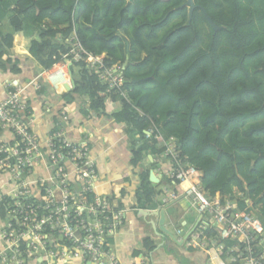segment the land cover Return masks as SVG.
<instances>
[{"label": "trees", "instance_id": "1", "mask_svg": "<svg viewBox=\"0 0 264 264\" xmlns=\"http://www.w3.org/2000/svg\"><path fill=\"white\" fill-rule=\"evenodd\" d=\"M193 1L188 18L186 0H0V69L19 72L13 34L1 29L5 18L13 32L30 24L23 46L42 68L68 53L73 34L87 51L106 52L109 64L128 56L124 96L108 91L81 60L70 66L75 87L63 99L86 97L89 110L129 125L140 142L131 145L134 167L148 150L162 151L161 139L148 145L146 129L173 135L183 160L202 172L205 191L232 195L235 187L264 217V0ZM47 89L43 83V100ZM139 177L137 201L146 208L157 191L148 171ZM238 205L247 207L244 199ZM155 247L145 238L134 255Z\"/></svg>", "mask_w": 264, "mask_h": 264}, {"label": "built area", "instance_id": "2", "mask_svg": "<svg viewBox=\"0 0 264 264\" xmlns=\"http://www.w3.org/2000/svg\"><path fill=\"white\" fill-rule=\"evenodd\" d=\"M69 42L68 53L26 84L16 79L2 84L0 264H118L108 238L121 226L124 209L95 191L97 172L88 146L71 142L60 130L44 140L32 130L30 90L40 97L45 83L55 92L64 91L65 84L71 85L73 61H86L108 91L125 94V64H109L106 52L87 51L74 34ZM144 133L148 141L161 139L165 175L181 187L179 194L162 196V204L181 195L199 217L186 244L211 253V264H262L264 222L250 199L240 192V197L210 195L201 185L202 172L183 160L176 137L163 136L157 126ZM40 165L43 173L35 171ZM239 199L246 208H239ZM209 230L214 235H206Z\"/></svg>", "mask_w": 264, "mask_h": 264}, {"label": "crops", "instance_id": "3", "mask_svg": "<svg viewBox=\"0 0 264 264\" xmlns=\"http://www.w3.org/2000/svg\"><path fill=\"white\" fill-rule=\"evenodd\" d=\"M6 20L8 18L2 20L1 29ZM24 28L23 31L13 32L10 26L7 32L3 31L4 34H13L10 53L18 58L16 65L19 72L13 74L0 69V98L5 94L2 88L5 81L16 79L20 85H24L42 68L23 46L25 36L31 32V26L27 23ZM6 58L4 55L2 60ZM30 92L34 134L40 140H44L52 130H60L71 142L85 143L89 148L90 158L95 162L97 172L95 191L124 209L121 226L108 238V249L118 264H211V253L186 244L199 219L187 199L179 195L165 204L159 203L158 195L161 197L162 193L166 194L165 191L169 192L168 195L173 192L171 186L173 184L165 175L166 163L162 151L148 150L144 153L142 162L134 167L130 162L131 145L140 142L129 125L117 123L104 114L89 110L86 97L76 96L74 101L66 102L62 97L64 93L69 92L66 90L55 92L48 88L46 100L32 90ZM112 106L113 101L107 100L106 109L109 110ZM5 136L10 137L8 133H5ZM146 141L149 146L153 143ZM35 171L43 173L44 167L40 165ZM143 171L148 173L152 171L158 180L157 183L150 181L153 187L158 190L162 186L164 190L155 196L154 205L146 208L140 207L136 196L139 175ZM159 207L164 211V227L173 237L159 228V215L151 214V211ZM189 215L193 217L191 223L186 219ZM145 238L153 240L155 249L135 256L134 251ZM29 264L37 263L31 261ZM70 264L80 263L75 260Z\"/></svg>", "mask_w": 264, "mask_h": 264}, {"label": "water", "instance_id": "4", "mask_svg": "<svg viewBox=\"0 0 264 264\" xmlns=\"http://www.w3.org/2000/svg\"><path fill=\"white\" fill-rule=\"evenodd\" d=\"M185 5L188 6V18H190L192 16V12H193L194 8L196 7V5L194 4L193 0H186ZM202 11H203V9H202ZM204 15L207 17L208 21H211L210 18L206 15L205 12H204ZM126 49L128 50V46H127ZM69 74L72 75L71 71H69ZM135 82H137V80H135ZM70 83H71L70 86L68 84L64 85V88H65L66 91H71L72 89H74L75 81H74L73 78H71V82ZM149 181L156 182V183L158 182V180L156 179V177H155V175H154V173L152 171L149 172ZM151 214L159 215V217H160L159 218V222H158L159 228L163 232L167 233L169 236L173 237V235L167 229H165V227H164L165 215H164L163 209H161L159 207L158 209H156L154 211H151Z\"/></svg>", "mask_w": 264, "mask_h": 264}, {"label": "rangeland", "instance_id": "5", "mask_svg": "<svg viewBox=\"0 0 264 264\" xmlns=\"http://www.w3.org/2000/svg\"><path fill=\"white\" fill-rule=\"evenodd\" d=\"M187 6V5H186ZM10 29V24H9V22H8V20H6L5 22H4V24H3V26H2V31H5V32H7L8 30ZM121 35H122V33H121ZM201 45V44H200ZM202 47H203V45H201ZM140 57H142V56H144V53H142V54H140L139 55ZM128 59H129V57L127 56L126 57V61L124 62V63H126L127 64V61H128ZM76 76H77V74H76V72H73V77L74 78H76ZM156 190V189H155ZM157 191V193H156V195H158V192H164V190H163V188H162V186H160V188L158 189V190H156ZM166 192V194H161V197L158 195V198H159V203L160 204H162L163 202H162V196H166V195H168V191H165ZM239 191L235 188V187H233V189H232V195L233 196H236V197H240V194L238 193ZM241 194H244V193H241ZM251 201V200H250ZM252 202V204H253V207H254V210L259 214V215H261L260 214V212H259V204H256L254 201H251ZM251 204V205H252ZM153 205H154V202H153ZM262 218H264L263 216H261ZM187 221H188V223H191L192 221H193V217L192 216H188L187 218Z\"/></svg>", "mask_w": 264, "mask_h": 264}]
</instances>
